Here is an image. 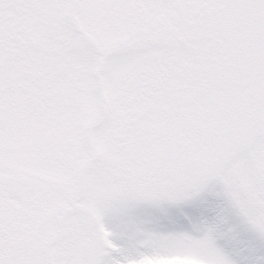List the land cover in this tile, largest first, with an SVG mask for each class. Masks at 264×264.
<instances>
[{
    "label": "snow or ice",
    "instance_id": "obj_1",
    "mask_svg": "<svg viewBox=\"0 0 264 264\" xmlns=\"http://www.w3.org/2000/svg\"><path fill=\"white\" fill-rule=\"evenodd\" d=\"M0 264H264V0H0Z\"/></svg>",
    "mask_w": 264,
    "mask_h": 264
}]
</instances>
